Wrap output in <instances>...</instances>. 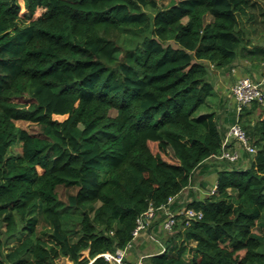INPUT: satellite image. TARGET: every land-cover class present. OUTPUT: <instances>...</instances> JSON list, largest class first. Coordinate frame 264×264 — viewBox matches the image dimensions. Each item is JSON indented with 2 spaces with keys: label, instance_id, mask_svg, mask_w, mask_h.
I'll return each instance as SVG.
<instances>
[{
  "label": "trees",
  "instance_id": "trees-1",
  "mask_svg": "<svg viewBox=\"0 0 264 264\" xmlns=\"http://www.w3.org/2000/svg\"><path fill=\"white\" fill-rule=\"evenodd\" d=\"M31 2L0 0V264H111L221 154L219 114L199 112L209 65L264 63L243 21L256 2ZM237 119L255 151L220 159L216 191L186 202L203 217L168 231L153 264H264V103Z\"/></svg>",
  "mask_w": 264,
  "mask_h": 264
},
{
  "label": "crops",
  "instance_id": "crops-1",
  "mask_svg": "<svg viewBox=\"0 0 264 264\" xmlns=\"http://www.w3.org/2000/svg\"><path fill=\"white\" fill-rule=\"evenodd\" d=\"M247 75L259 81L264 80V63H256L248 59L238 58L230 67L219 68L213 66V64L209 65V77L213 83L214 90L206 105L210 108V111H217L220 117L219 125L224 130H227L234 122L232 121V116L237 111V103L230 94L231 86L239 77ZM230 146L238 148V142L234 138H231ZM245 162H247V158L243 155L239 163L244 164ZM209 163L213 164V162ZM210 170L203 173L198 170L194 175V182L184 189L180 195L175 197L177 202L182 204L181 207L186 206V202L193 199L194 196L201 198L203 196L201 195L202 193H208L205 188V178ZM197 175L200 181L197 180ZM213 186H216V181ZM199 192H201L200 195L197 194ZM184 193H187L189 197H184ZM162 217L163 212L157 213L148 227L142 230L139 236L129 244L126 248V257L129 260L136 264H153L151 256L163 252L166 249V239L168 238L169 232L162 227Z\"/></svg>",
  "mask_w": 264,
  "mask_h": 264
},
{
  "label": "built area",
  "instance_id": "built-area-1",
  "mask_svg": "<svg viewBox=\"0 0 264 264\" xmlns=\"http://www.w3.org/2000/svg\"><path fill=\"white\" fill-rule=\"evenodd\" d=\"M231 96L237 103V112L239 113L242 108L253 101H259L264 103V80L259 81L251 77L250 75L239 77L231 86ZM231 138L238 142V145L246 153H253L255 147L250 141V138L243 128L239 120L237 119L232 123L225 131L224 139L222 142V152L216 157L219 159H226L227 161L238 163L243 154L238 148L230 146ZM216 188H212L210 191L214 193ZM175 201V197H169L168 202L161 206L165 213L162 227L164 230L172 231L175 226L182 220H185L186 224H190L193 220L200 219L204 213L202 210H197L192 207L183 206L178 210L171 208V204ZM156 217L155 208L151 206L149 210L143 213L138 218V224L133 231L134 238L139 236L142 230L146 229L152 219ZM111 264H136L126 257V249H118L116 253L106 252L104 253Z\"/></svg>",
  "mask_w": 264,
  "mask_h": 264
},
{
  "label": "rangeland",
  "instance_id": "rangeland-1",
  "mask_svg": "<svg viewBox=\"0 0 264 264\" xmlns=\"http://www.w3.org/2000/svg\"><path fill=\"white\" fill-rule=\"evenodd\" d=\"M256 2V6H254L253 8L250 9V12L248 15L244 16L243 21L245 26L247 27V29L249 30V35L250 37L253 39V41L256 44L259 45H264V0H254ZM160 2H168V0H160ZM18 3L21 5V9L22 12L26 11L27 12V7L28 5H30L31 0H18ZM39 8V7H38ZM35 10V14H39L41 11L40 9ZM28 13V12H27ZM254 15V16H253ZM29 18V16H28ZM129 35H125L123 38V41L125 44H127V40H129ZM27 97H24L22 99H20V101H22L23 103L27 100ZM206 111H210V108L207 105H203L200 107L199 112H206ZM60 117L61 119L63 118V116H57ZM17 124L19 126L28 128L30 130H34L36 129V125L28 122V121H24V120H20L17 121ZM238 149L241 151V153L243 155H245V151L242 150L240 148V146L238 145ZM22 151V142L21 141H17L13 144L12 146V150L11 153H19ZM209 162H213V164L209 163V168L211 169L207 174L205 180H206V184H205V188L207 191H210V189L212 190V186L214 185V182L217 179V172L215 171V167H217L218 169H221L224 167L223 163L224 161H220V159H211ZM247 162L244 163L247 164ZM242 164V163H239ZM243 165V164H242ZM197 180H199L198 175H197ZM209 186V187H208ZM213 188L215 189L216 186ZM199 191V190H198ZM216 191V190H215ZM61 192L64 194L66 193L65 189H62ZM185 196L184 197H189V195L187 193H184ZM198 195L201 194V192L197 193ZM207 194V192H204V194L202 193L201 195H205ZM191 198V196H190ZM20 237H16L13 240L10 241V244L8 246L9 249H11L14 245L18 244L20 242ZM58 264H74L73 261H71L69 258L67 257H61L58 259Z\"/></svg>",
  "mask_w": 264,
  "mask_h": 264
}]
</instances>
